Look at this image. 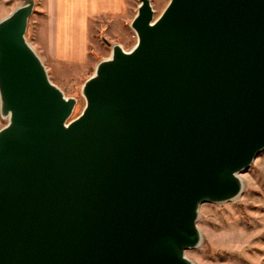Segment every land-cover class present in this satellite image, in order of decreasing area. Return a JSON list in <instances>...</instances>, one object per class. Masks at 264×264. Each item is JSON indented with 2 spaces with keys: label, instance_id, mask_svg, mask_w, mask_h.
I'll use <instances>...</instances> for the list:
<instances>
[{
  "label": "water",
  "instance_id": "obj_1",
  "mask_svg": "<svg viewBox=\"0 0 264 264\" xmlns=\"http://www.w3.org/2000/svg\"><path fill=\"white\" fill-rule=\"evenodd\" d=\"M34 4L0 19V264H198L199 207L264 150V0H138L74 118L26 41Z\"/></svg>",
  "mask_w": 264,
  "mask_h": 264
},
{
  "label": "rangeland",
  "instance_id": "obj_2",
  "mask_svg": "<svg viewBox=\"0 0 264 264\" xmlns=\"http://www.w3.org/2000/svg\"><path fill=\"white\" fill-rule=\"evenodd\" d=\"M58 1L76 8L84 4L83 0ZM167 2L150 0L154 17L161 13ZM21 4L22 0H0V19ZM44 6L45 0H35L25 38L41 59L49 80L66 97L76 98L77 104L71 117L74 118L84 106L80 94L83 81L92 74L96 63L110 54V47L104 40L119 44L125 50L135 43L134 33L129 27L131 20L124 27L114 22L113 29L110 24L98 20L99 28L89 38V63L74 65L52 62L47 59L43 48ZM95 9L101 10V5ZM4 124L5 120L0 117V128ZM239 177L243 189L236 199L220 204L204 203L199 207L196 225L201 243L186 251L185 255L191 261L198 264H264V150Z\"/></svg>",
  "mask_w": 264,
  "mask_h": 264
},
{
  "label": "crops",
  "instance_id": "obj_3",
  "mask_svg": "<svg viewBox=\"0 0 264 264\" xmlns=\"http://www.w3.org/2000/svg\"><path fill=\"white\" fill-rule=\"evenodd\" d=\"M83 3L76 8L58 0H45L43 48L50 61L74 65L89 63V38L97 32L98 20L110 24L112 29L114 22L124 27L138 5L137 0H83ZM99 5L101 10L95 9Z\"/></svg>",
  "mask_w": 264,
  "mask_h": 264
}]
</instances>
